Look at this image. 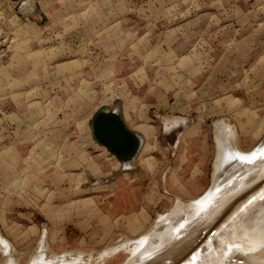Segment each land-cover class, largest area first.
<instances>
[{"label": "rangeland", "instance_id": "1", "mask_svg": "<svg viewBox=\"0 0 264 264\" xmlns=\"http://www.w3.org/2000/svg\"><path fill=\"white\" fill-rule=\"evenodd\" d=\"M134 1L131 41L119 45L126 48L122 61L109 53L115 39L107 36L118 30L94 5L80 14L76 0H43L29 19L34 0H7L5 11L0 8V264H27L44 246L82 262L126 264L131 243L153 227L160 241L140 255L147 263L174 239L160 236L176 198L190 204L220 178L215 187L223 189L212 187L215 196L211 191L200 204L214 201L218 209L227 199L226 219L259 183L245 179L251 170L232 171L264 150V0ZM194 11L197 18L182 32L171 28ZM117 62L125 67L116 69ZM126 74L145 83H126ZM123 106L125 121L143 137L129 164L98 142L92 128L99 109L118 108L124 117ZM218 120L231 125L236 149L224 144L230 139L217 131ZM225 147L233 166L223 165L215 176ZM228 172L233 178L224 179ZM241 180L249 184L237 191ZM219 254L212 250L197 260L225 264L214 261ZM168 259L174 261L160 256L157 262Z\"/></svg>", "mask_w": 264, "mask_h": 264}, {"label": "bare ground", "instance_id": "2", "mask_svg": "<svg viewBox=\"0 0 264 264\" xmlns=\"http://www.w3.org/2000/svg\"><path fill=\"white\" fill-rule=\"evenodd\" d=\"M117 110H119V109L117 108ZM218 121H219V123L216 126L217 131H220L221 133H223V135L225 137L228 136L227 138H229L230 141H227L226 138L225 139L221 138L222 135L221 136L218 135L219 136L218 138H220L222 140L224 139V141H223L224 144L225 143H227L226 145L229 144L228 146L229 147L231 146V148L233 147L232 148V150H233L236 146V140H235L231 125L226 124V122L222 123L220 120H218ZM220 132L218 134H221ZM137 134L141 138V144H140V147H141L142 142H143V137L140 135V133H137ZM224 136H222V137H224ZM223 142L221 141L220 143H223ZM262 145L264 147V143H262ZM224 146H221V147L224 148ZM228 146H226V147H228ZM261 146H258V147L262 148ZM230 150H229V148L228 149L226 148V149H224L225 153L223 155L222 154L219 155V159H218V162L216 164L217 169L215 172V176H216V174H219V173H217V171L223 165L227 164V166H228V163H231V162H229V160H230V158L233 157V153ZM262 152H264V150ZM262 152H260L257 155V159H254L253 161H251L248 164H245L244 166H241V167L236 166V168H235L236 170L234 169V171L231 170L233 173L235 171L242 169L241 173H243V174L246 173L247 171L251 170L252 175L247 176L245 179H248V177L249 178L251 177V179L248 180L250 183L251 182H253V183L259 182V183L253 189H251L249 191V193L247 192L245 195L243 193H241V194H243L244 197L245 196L246 197L245 198L243 196H242L243 198L241 197V200H242L241 204L237 205L235 209H232L231 207H229L231 209L229 211L227 210L228 214L230 215L228 218L224 219L225 217L221 216L222 212L225 209L224 207H226V205L228 203L227 199H225V198L220 199L221 200L220 205L219 206L217 205L218 207H220L218 209H213L212 203L214 201L212 203H210V205H207V206L200 204L203 200H205L206 197H208V195L210 196V192L217 185V183H218L217 181L220 178H215L216 181L212 185L213 188L211 187L210 190L208 191V193H206V194L204 193L205 194V195L203 194L204 196L202 195V197H200V198L198 197V199L196 198L195 201L192 200V202H190V204H188L189 202L184 204V202H181L178 198H176L177 199L176 209L174 210L175 212H173L175 214L171 219H169L168 224L166 225L165 228H163L165 231L163 232V230H162L163 233L160 236L162 238V240H163V238L168 239L171 236L174 239L171 242V244H169L167 249L163 252V255L160 254L157 257L151 258L150 260H148L149 264H150V262H152L154 260H156L155 262H157V259L160 258V256L162 259L170 257L174 260V261H172L171 259H168L165 264H199L200 261H198L197 259L200 256L203 257L205 254L212 252V250L219 251L221 253V254H219V256H216L214 259V261L219 262V263L222 260H226L225 262L227 263L228 259L230 260L231 257H235V258H237V260L243 259V262L238 263V261L237 262L235 261L236 263H233L234 262L233 261L231 263V261H230V264H264V211H260V209H257L260 207L264 209V200H263L264 198L261 199V197L264 196V155H260ZM234 153L236 154V152H234ZM241 155H243V154H241ZM134 157H135V155L132 157L126 158L123 162L125 164H129L128 159H133ZM232 160H233V158H232ZM237 161H239V158ZM229 166H230V164H229ZM232 166L233 165H231L230 167H232ZM227 169L228 168H226V170ZM232 173H229V172H228V174L225 173L226 177L224 179H227V175L229 177L228 179H230L232 176L230 177L229 174L232 175ZM233 176H234V174H233ZM220 177H224V176L222 175ZM229 181L230 180H228L227 183ZM223 182L225 183L226 180H223ZM223 182H220L219 186L221 183H222L221 185H223ZM249 182H246V183L249 184ZM236 183H237V185H238V183H242V186L239 188V190L237 189V191H241L247 185L246 184L244 186V180L238 181ZM215 188H217V187H215ZM221 188H220V190L223 189V188L222 189ZM250 188L251 187H248V189H250ZM248 189H246L243 192H246ZM236 192H235V194L233 193L234 196L237 194ZM214 193L215 192L212 191L211 195L213 196ZM222 193H223V191H222ZM214 196H215V194H214ZM227 197L230 199L229 200V202H230L233 195L230 194ZM213 199H211V200H213ZM216 199H217V197H216ZM217 201H215V203ZM197 207H198V209H196ZM192 208H194V209H192ZM222 208H224V209H222ZM218 217H220V219ZM216 221H218V222L215 224ZM156 222H157V220L155 221V223ZM189 223H190V225H189ZM191 223H194V224H191ZM174 224L179 225V228L176 230L175 233L172 231V229L175 227ZM192 225L194 227H192ZM211 225L215 226V231H214V233L212 232L213 234L210 232L211 231V228H210ZM214 226H213V228H214ZM150 227H152V226H150ZM187 227H189L188 230L183 231L185 228L187 229ZM208 227L210 228V230L206 231V232L204 231L206 234L204 235V237H202L200 239V237L203 236L202 230L207 229ZM161 228H162V226H160L159 230H161ZM152 229H154V228L152 227ZM152 229H150L146 233H143L141 236H139V239L136 238L135 239L136 241H133V243H131L132 247L129 249L131 256L127 258L126 264H148V262L146 263V261L143 262L142 260H140V255H142V252L147 250L149 246H151V245L153 246V244L155 246L156 243L158 241H160V240H157V242H156V238H157L156 232L153 231ZM180 230L182 231V236L179 237V235H177V233ZM181 231L179 233H181ZM158 232H160V231H158ZM176 236H178L179 238H177ZM198 241H200V243L203 242L202 243L203 246H201L202 250H200V251L197 250L198 247L200 246V243H198L196 246H194L191 249V251H189L190 253L188 252L189 254H191L194 251L195 254L193 255V257L189 258L187 261L182 263V259H180V257L186 251H188L193 245H195V243ZM42 243L43 242L41 241L40 244H42ZM152 246H151V248H152ZM40 247H42V246L39 245L38 250L40 249ZM44 248H47V246H44L43 249L36 251L34 253V254H36L35 257L31 256L32 257V259L30 260L31 264H97V261H98V259H97L96 261L91 263L90 262L91 260L87 259L86 262H82V260H80V258H78L77 256L71 257V255H73V254L70 253L71 254L70 255L69 252L68 253L67 252L62 253V254H54L53 252H50L49 248H47V250H49V252H47V250H45ZM151 248H149V249H151ZM220 248H222V249H220ZM9 249H10V247H9ZM127 249H128V247H127ZM152 250H154V249H152ZM195 250H197V251H195ZM149 251H148V253L147 252L146 253L150 254ZM230 251H231V253H229ZM143 256H141V257H143ZM152 256H153V254L151 255V257ZM184 256H186V255H184ZM149 258H150V255H149ZM184 258H183V260H184ZM8 259H10V258L9 257L6 258V260H8ZM6 260H5V262L11 261L10 264H13L12 259H10L8 261H6ZM160 260L161 259H159L158 261H160ZM196 260L198 261V263ZM30 262L27 264H30ZM155 262H154V264H156ZM5 264H7V263H5ZM151 264H153V262ZM157 264H158V262H157Z\"/></svg>", "mask_w": 264, "mask_h": 264}, {"label": "crops", "instance_id": "3", "mask_svg": "<svg viewBox=\"0 0 264 264\" xmlns=\"http://www.w3.org/2000/svg\"><path fill=\"white\" fill-rule=\"evenodd\" d=\"M7 0H0V8L1 9H4L5 11V3H6ZM41 1L43 0H34V8L32 9V12L33 13H30L31 15H29L27 18L29 19L31 16H35V11L34 9L38 8V4L42 3ZM44 1H47V0H44ZM107 1L109 2V7H106L107 5ZM149 0H141V4L143 3H148ZM155 4H159V5H171L172 3H174L175 0H152ZM3 2V3H2ZM48 3L45 2V4H43L44 6L47 5ZM134 4H137L134 0H76V11L77 13H84V12H87V11H90L88 9H91V6L94 5L96 7H98L99 11L97 13L100 12V15L102 17V19H104L106 21V24L109 25L111 23L112 26L114 25V27L118 30V32L116 34H109L110 36H107L110 38V40H113L112 39V36L114 37L115 39V42L114 40L112 41L113 44V47L114 49L113 50H109V53H112L114 52L116 54V57L117 56H121V60H123V57L125 58L126 56L125 55H122L123 52L126 51V48H124V50L122 49V47H120L119 45L122 44V39L124 38V42L126 41V43H130L131 39H127V37L130 36L131 33H133V25H131V21H132V9H133V5ZM45 15H48V12L43 9ZM38 15H41V13H37ZM198 12L197 11H194L190 14H188V16H185L183 18H176L174 19L173 21L176 22L174 24H172L171 28L173 30H176L177 32H182L181 29L187 24V23H191L192 21L195 20V18H197ZM18 16L20 15L19 12H15V13H12L11 16ZM13 16V17H14ZM44 14H42V18H43ZM140 16V15H138ZM5 17V16H4ZM146 19H147V16H145ZM179 17V16H178ZM165 20H170L169 17H167ZM84 25V24H83ZM124 45H126L124 43ZM123 46V44H122ZM177 50L178 52H183L182 49L180 48L179 44H177ZM119 60V59H118ZM119 61V62H120ZM119 62H117V64L115 65V68L116 69H123L125 67V65H120ZM127 78V79H126ZM125 80H126V83L129 81L130 83L133 82L137 85H140V84H144L145 80L142 81L141 80V77H137L135 76L133 78L134 81H131L130 78H129V75L126 74L125 75ZM142 94L139 95V98H141ZM121 110L124 114V118L125 119H128V114H127V111H126V108L125 106L121 107ZM135 116V120L137 121V123L140 122V120L138 118H136V116H139V113L138 112H133L130 113V118H134ZM140 130V129H139ZM142 131V130H140ZM15 203V202H13ZM15 205V204H14ZM14 207V206H13Z\"/></svg>", "mask_w": 264, "mask_h": 264}, {"label": "water", "instance_id": "4", "mask_svg": "<svg viewBox=\"0 0 264 264\" xmlns=\"http://www.w3.org/2000/svg\"><path fill=\"white\" fill-rule=\"evenodd\" d=\"M93 134L98 142L108 147L122 161L136 155L141 138L125 121L120 110L99 109L92 119Z\"/></svg>", "mask_w": 264, "mask_h": 264}, {"label": "snow or ice", "instance_id": "5", "mask_svg": "<svg viewBox=\"0 0 264 264\" xmlns=\"http://www.w3.org/2000/svg\"><path fill=\"white\" fill-rule=\"evenodd\" d=\"M260 155H264V152H262Z\"/></svg>", "mask_w": 264, "mask_h": 264}]
</instances>
